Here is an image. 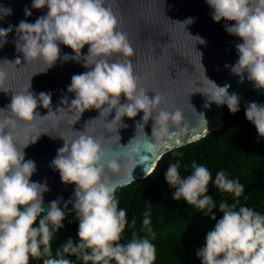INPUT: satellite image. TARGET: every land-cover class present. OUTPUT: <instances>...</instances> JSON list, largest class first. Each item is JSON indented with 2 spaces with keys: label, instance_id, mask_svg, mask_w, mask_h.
I'll list each match as a JSON object with an SVG mask.
<instances>
[{
  "label": "clouds",
  "instance_id": "9594fccd",
  "mask_svg": "<svg viewBox=\"0 0 264 264\" xmlns=\"http://www.w3.org/2000/svg\"><path fill=\"white\" fill-rule=\"evenodd\" d=\"M206 2L214 10L213 20L234 21V24L226 25V31L242 40L236 45L239 59L231 66L232 73L240 76L241 81L246 73L247 79L257 88H264V0ZM45 6L47 14L35 23L22 20L15 26L17 50L28 62L42 60L48 69L60 58V44L73 49L75 55L65 54L63 59L78 62L83 59L84 66L91 70L72 76L67 91L75 93V99L71 100L68 110L75 109L81 117L84 111L93 108L100 110L101 115H109L115 109V118L108 122L109 130L117 123L118 128L127 127L122 118H135L142 110L144 124L150 118L155 120V143L136 135L127 147L108 148L103 140L88 132V124L85 131L77 132L78 135L71 139L62 137L64 145L57 150L52 166L59 171L63 183L76 185L74 209L79 220V242L74 243L69 238L53 256L52 242L64 227L67 216L60 207L63 198L51 201L45 212L43 194L50 189L46 182L41 184L31 180L36 164L32 160L25 161L24 152L39 137L21 147L11 130L18 121L31 123L39 116L36 112L38 103L49 108L52 94L41 92L37 97L29 90L16 93L9 105L11 115L0 118V264H30L34 259H42V264H75L67 258L69 255L83 264H155L157 249L148 236L140 237L133 232L127 243H121L128 220L115 193L118 186L134 178L137 165L150 159L142 154L145 146L155 155L164 142L180 134L182 112L179 108L175 111L162 108V94L154 91L155 97L150 98L146 94L149 90L140 86L129 59L134 50L127 33L119 30L118 17L108 0H32L34 9ZM24 11L27 16L32 15L28 7ZM10 14L11 8L0 5V20ZM193 22L188 18L180 23L186 26ZM12 31L13 26L0 27V47L7 43V36ZM192 37L205 43L202 37ZM85 45L89 46L88 54L83 56ZM203 69L205 74L204 66ZM6 76V69L0 67V83ZM208 80L214 85L207 94L210 100L226 104L233 114L238 112L241 99L239 95L229 93L230 85L221 87ZM122 94L127 98L126 103H121ZM61 103L68 104L67 97H63ZM61 111L65 108L61 107ZM245 115L255 125L259 137L264 138V104L249 102ZM144 124H138L137 129L141 125L144 128ZM121 161L132 163L133 167L125 169L127 180L117 182L108 173L119 170ZM179 168V162L171 163L165 173L166 181L175 189L172 199H183L216 220L213 209L217 205L207 194L210 183H214L221 193L233 194L236 198L231 205L227 202L219 204L223 217L207 233L205 246L196 253L202 264H264V215L240 205L239 198L245 188L239 179H230L221 170L213 181L209 169L195 161L192 162V174L186 178L181 177ZM69 203L72 201L64 202L65 209ZM41 213L46 214L41 217ZM150 216L149 209L144 213L143 227L154 240ZM135 223L133 220L132 225Z\"/></svg>",
  "mask_w": 264,
  "mask_h": 264
},
{
  "label": "water",
  "instance_id": "95a60500",
  "mask_svg": "<svg viewBox=\"0 0 264 264\" xmlns=\"http://www.w3.org/2000/svg\"><path fill=\"white\" fill-rule=\"evenodd\" d=\"M108 3H111L118 17L119 30L127 33L134 50L129 59L132 61L134 74L139 77L140 86L149 90L146 94L150 98L155 97L154 91L161 93L164 97L162 108L169 111L179 108L182 112L180 134L164 142L155 155L145 146L142 154L150 159L135 167L134 178L118 186L123 187L145 178L166 152L194 142L222 126L223 104L210 100L207 94L214 89V85L208 79L221 87L230 85V94L252 91L261 95L264 88H257L254 82L247 79L246 73L243 81L240 76L232 73L231 66L239 59L236 45L242 43V40L226 31V25L234 24V21L213 20L214 10L206 0H108ZM0 5L12 9V14L0 20V27L7 29L13 26V31L7 36V43L0 47V67L7 72L6 78L0 83V118L11 115L8 112L9 105L16 93L29 90L37 97L41 92L52 94L49 108H44L42 103H38L36 112L39 116L31 123L18 121L11 130L21 147L39 137L35 143H30L24 152L25 161L32 160L36 164V171L31 180L41 184L46 182L50 189L43 194L45 212L49 209L51 201L61 197V209L75 212L76 185L63 183L59 171L52 166L57 150L64 145L62 137L71 139L78 135L77 132L85 131L88 124V132L103 140L108 148L127 147L136 135L139 139L148 138L149 142L155 143V120L150 118L144 124V112L141 110L135 118H122V123L127 127L118 128L117 123L109 130L108 122L115 118V109L109 115H101L100 110L93 108L84 111L81 117L75 109L68 110L71 100L75 99V93L67 91L72 76L91 69L84 66L83 59L79 62L74 59L65 61V54L74 56L75 53L63 44L59 45L60 58L53 67L47 69V64L42 60L28 62L16 48L18 37L15 26L22 20L35 23L39 17L47 14L48 9L46 6L42 9L32 8V0H0ZM26 7L31 9V16L25 14ZM188 18H192L194 22L186 26L180 23ZM192 36L202 37L205 43H199ZM88 48L89 46L85 45L82 49L83 56L88 54ZM17 59L20 61H16ZM5 60L10 62H3ZM63 97H67L68 104L61 103ZM126 102L127 98L122 94L121 103ZM61 107L65 108V111L59 112ZM49 112L51 114L44 117ZM138 124H144V128L141 125L137 129ZM121 165L119 170L108 173L110 178L117 182L127 180L125 169L133 167L132 163L124 161H121ZM69 200L72 203L65 209L64 202Z\"/></svg>",
  "mask_w": 264,
  "mask_h": 264
},
{
  "label": "trees",
  "instance_id": "16d2710c",
  "mask_svg": "<svg viewBox=\"0 0 264 264\" xmlns=\"http://www.w3.org/2000/svg\"><path fill=\"white\" fill-rule=\"evenodd\" d=\"M235 94L240 96V109L233 114L223 104V123L220 128L166 152L145 178L116 190L119 207L126 210L128 220L121 243H127L133 232L140 237L148 236L157 249L155 264H202L196 253L205 246L207 233L223 217L219 204L227 202L231 205L236 200L233 194L221 193L214 183H210L207 194L213 197L217 205L213 209L216 220H213L210 215H204L183 199H172L175 189L165 179L171 163H180L182 178L192 174L193 161L207 167L213 181L218 171H225L228 178L239 179L244 185L245 191L239 198L240 205L251 207L264 215V138L259 137L255 125L245 115L249 102L264 104V93L257 95L252 91H239ZM149 209L154 240L143 227L144 213ZM45 214L41 213V217ZM133 220L136 221L134 226ZM63 224L64 227L56 233L52 242L53 256L69 238L74 243L79 242L76 211L67 212ZM67 258L75 261V264H83L75 256L69 255ZM30 264H42V259H34Z\"/></svg>",
  "mask_w": 264,
  "mask_h": 264
}]
</instances>
